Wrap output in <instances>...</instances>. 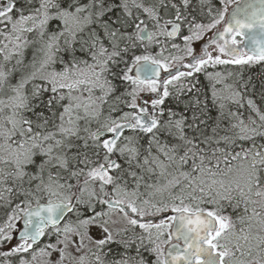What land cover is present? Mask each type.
Segmentation results:
<instances>
[{
	"label": "snow or ice",
	"instance_id": "snow-or-ice-1",
	"mask_svg": "<svg viewBox=\"0 0 264 264\" xmlns=\"http://www.w3.org/2000/svg\"><path fill=\"white\" fill-rule=\"evenodd\" d=\"M0 264H264V0H0Z\"/></svg>",
	"mask_w": 264,
	"mask_h": 264
},
{
	"label": "trees",
	"instance_id": "trees-1",
	"mask_svg": "<svg viewBox=\"0 0 264 264\" xmlns=\"http://www.w3.org/2000/svg\"><path fill=\"white\" fill-rule=\"evenodd\" d=\"M252 71H253V72H259L260 69H259V68H254Z\"/></svg>",
	"mask_w": 264,
	"mask_h": 264
}]
</instances>
